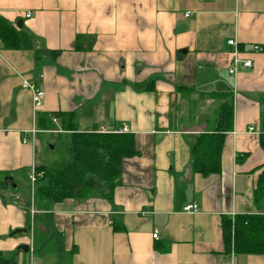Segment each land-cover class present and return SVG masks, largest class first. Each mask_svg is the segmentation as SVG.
Returning a JSON list of instances; mask_svg holds the SVG:
<instances>
[{"label":"crops","instance_id":"obj_1","mask_svg":"<svg viewBox=\"0 0 264 264\" xmlns=\"http://www.w3.org/2000/svg\"><path fill=\"white\" fill-rule=\"evenodd\" d=\"M0 19L14 32L0 40V174L28 188L0 189V252L43 264L38 230L56 234L65 264H264L223 238L224 221L264 213L253 196L264 170V0H0ZM229 40L252 64L234 76ZM28 85L44 92L38 108ZM222 104L232 129L219 173L202 176L191 148L214 132ZM54 115L132 136L136 154L109 194L38 210L28 174L43 136L70 143ZM193 203L197 213L183 211Z\"/></svg>","mask_w":264,"mask_h":264},{"label":"trees","instance_id":"obj_2","mask_svg":"<svg viewBox=\"0 0 264 264\" xmlns=\"http://www.w3.org/2000/svg\"><path fill=\"white\" fill-rule=\"evenodd\" d=\"M13 33L12 28L0 19V40L7 43L12 39ZM54 116L61 119L64 129L71 133V161L66 164H41L37 167V172L43 173L35 180L33 188V201L38 210H42V204L48 202L55 204L69 198H90L100 189L109 194L119 183L123 159L136 154L132 136L88 132L70 125L68 116ZM231 129L232 109L227 104H222L214 132L197 136L191 148L194 173L202 176L219 173L224 137ZM260 141L264 150V137ZM6 177L8 176L0 174V189H10L4 182ZM253 196L256 207L260 209L264 201V170L257 180ZM36 231L32 241L33 253L38 250L36 243L40 240ZM51 237L57 238L55 233ZM223 238L227 250L231 249L239 254L264 255V213L224 221ZM42 248H45L44 244ZM0 264H16L14 254L0 252Z\"/></svg>","mask_w":264,"mask_h":264},{"label":"rangeland","instance_id":"obj_3","mask_svg":"<svg viewBox=\"0 0 264 264\" xmlns=\"http://www.w3.org/2000/svg\"><path fill=\"white\" fill-rule=\"evenodd\" d=\"M70 161L71 157L69 154V138L66 139L65 137H60L59 139H56L52 138L50 135L43 136L40 151L35 155L36 164H66ZM14 180H16L18 183L19 180L22 179H20V176H15ZM27 189L28 188L25 184L23 186H19L18 184L15 189H8V191L13 193L20 192L23 194V196H27ZM37 236L40 238V240L36 243V248L38 250L34 253V257L37 258V255H42L43 264H65V253L63 252V249H60L61 246L55 237H46L45 235L43 236L39 231L37 232ZM44 239L45 242L43 243ZM42 244H44L45 248H42Z\"/></svg>","mask_w":264,"mask_h":264},{"label":"built area","instance_id":"obj_4","mask_svg":"<svg viewBox=\"0 0 264 264\" xmlns=\"http://www.w3.org/2000/svg\"><path fill=\"white\" fill-rule=\"evenodd\" d=\"M189 14H186L185 17H188ZM26 17H29V15H26ZM228 45L229 47H231L232 51H231V63L230 66L228 67V74L229 75H235L236 71H237V66L241 65L242 68H250L251 67V60H247V59H242L240 58V53L237 49V43L235 40H229L228 41ZM252 52H261L262 49L259 46H252L251 48ZM28 88L31 90L32 94H33V105L35 108H38L43 100H44V92L40 91L38 89L35 88L34 85H28ZM53 122H56V118L52 117L51 118ZM126 129L123 128L122 130H120L119 132H125ZM249 132H252L253 129L249 128L248 130ZM53 133H57V131H52ZM22 143H26V138H23ZM37 167H32L29 174H28V180H29V184H30V190H31V195L33 196V188H34V183L35 180L38 177H41L43 175V173L41 171L37 172ZM19 199V197L17 195H15L13 197V201H17ZM183 211L186 213H197L198 212V206L193 203L190 205H187L186 207L183 208ZM153 239H157V233L154 232V234L152 235Z\"/></svg>","mask_w":264,"mask_h":264},{"label":"water","instance_id":"obj_5","mask_svg":"<svg viewBox=\"0 0 264 264\" xmlns=\"http://www.w3.org/2000/svg\"><path fill=\"white\" fill-rule=\"evenodd\" d=\"M4 182L8 185V186H10L11 188H13V189H15V184L13 183V181H12V179L10 178V177H6L5 179H4ZM25 250H27V248L25 247L24 248Z\"/></svg>","mask_w":264,"mask_h":264}]
</instances>
